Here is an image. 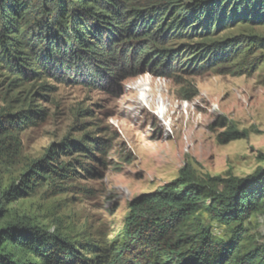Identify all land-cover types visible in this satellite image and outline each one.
I'll list each match as a JSON object with an SVG mask.
<instances>
[{
	"label": "trees",
	"instance_id": "16d2710c",
	"mask_svg": "<svg viewBox=\"0 0 264 264\" xmlns=\"http://www.w3.org/2000/svg\"><path fill=\"white\" fill-rule=\"evenodd\" d=\"M228 20L264 25V0H0V69L11 84L38 82L44 93L53 89L49 79L83 77L96 84L140 71L169 77L172 71L198 74L216 66L248 74L255 67L248 57L264 48V35L209 40ZM194 38L199 41L180 43ZM40 115L31 108L1 114L0 138ZM87 138H65L47 148L4 192L5 200L30 196L38 186L61 192L84 163L59 156L101 150L97 139L91 144ZM220 138L236 135L228 130ZM208 179L184 174L136 197L120 241L103 247L50 231L29 216H13L1 201L0 264H264V235L259 240L247 228L253 214L264 210V169ZM215 226L229 233L216 234Z\"/></svg>",
	"mask_w": 264,
	"mask_h": 264
},
{
	"label": "rangeland",
	"instance_id": "374dc122",
	"mask_svg": "<svg viewBox=\"0 0 264 264\" xmlns=\"http://www.w3.org/2000/svg\"><path fill=\"white\" fill-rule=\"evenodd\" d=\"M248 32L264 35V25L228 20L209 40ZM248 62L255 67L237 76L216 66L198 74L172 71L169 77L140 71L96 84L83 77L62 83L49 79L46 84L53 89L45 93L38 82L11 84L0 69V115L29 108L41 111L17 134L0 138L1 207L13 216H29L50 231L58 229L79 243L103 247L120 241L130 202L165 183L184 174L206 183L210 177L260 172L264 169V48L251 54ZM141 94H147L148 105L140 101ZM159 95L167 109L164 118L154 110ZM228 130L236 138L221 141ZM85 136L91 144L97 139L101 150L90 149L82 157L75 152L61 155L59 160L73 164L79 160L89 173L78 168L81 174L58 193L38 186L30 196L5 200L4 192L19 184L30 161L65 138L78 141ZM247 228L258 239L264 235V210L253 214ZM229 230L214 228L222 236Z\"/></svg>",
	"mask_w": 264,
	"mask_h": 264
},
{
	"label": "bare ground",
	"instance_id": "6f19581e",
	"mask_svg": "<svg viewBox=\"0 0 264 264\" xmlns=\"http://www.w3.org/2000/svg\"><path fill=\"white\" fill-rule=\"evenodd\" d=\"M144 91H149V88H145ZM147 96V94H141V97L139 98L141 102H143L144 106L148 105L149 102L147 101V99H145ZM154 110H156V115H158V117L160 118H164V115L167 111L166 106L161 98V95H159L158 99L155 101V107Z\"/></svg>",
	"mask_w": 264,
	"mask_h": 264
},
{
	"label": "clouds",
	"instance_id": "9594fccd",
	"mask_svg": "<svg viewBox=\"0 0 264 264\" xmlns=\"http://www.w3.org/2000/svg\"><path fill=\"white\" fill-rule=\"evenodd\" d=\"M148 72V71H147Z\"/></svg>",
	"mask_w": 264,
	"mask_h": 264
}]
</instances>
